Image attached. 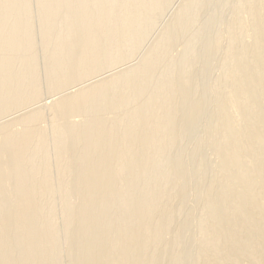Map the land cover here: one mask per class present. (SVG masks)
<instances>
[{
  "label": "bare ground",
  "instance_id": "bare-ground-1",
  "mask_svg": "<svg viewBox=\"0 0 264 264\" xmlns=\"http://www.w3.org/2000/svg\"><path fill=\"white\" fill-rule=\"evenodd\" d=\"M71 1L61 0L59 7ZM38 2L37 18L41 33L35 37L40 36L38 41L41 44L37 45H41L43 51L49 47L51 50L42 58L40 65L42 62L43 65L40 67L35 60L38 51H35L36 38L32 34L18 35L13 39L0 32V107L17 104L22 94L36 87L40 83V71L50 76V88L75 78L80 71H94L101 59H111L114 51L132 42L142 26L146 11L155 8L153 4L143 7L126 19L127 23L122 28L112 30L110 23L120 18L123 10L118 6L120 0H110L108 13L104 14L102 9L90 28L83 30L80 48L77 49L72 31L84 25L101 8L90 6L87 0L81 22L64 25L59 31H54L51 26L59 14L50 11L55 0ZM8 7L3 5L0 8V16ZM191 20L192 17H188L185 22L179 23L173 33L175 36L183 35L184 43L188 36L183 29ZM30 23L23 22L12 31L19 34L24 28L32 27ZM103 26L107 29L97 33V29ZM218 35L219 32L213 40ZM116 39L122 42H110ZM172 39L174 36H169L156 46L161 54L168 52ZM255 43L258 44V41ZM100 46L103 50L99 53L97 49ZM23 48L27 49L24 57L15 59L13 55L18 56ZM76 50L78 53L73 55ZM208 55L205 50L201 57L208 58ZM71 58H76V62L70 68L59 67L58 64ZM181 60L178 66L170 65L156 73L154 68L162 58L155 59L130 70L118 82L117 79H108L56 101L53 105L55 111L66 109V114L72 116L92 111L111 114L109 120H88L70 133L53 137L55 161L47 158L42 167L51 170L53 166L50 163L53 161L56 177L39 172V167L33 170L31 167L33 153L41 145L46 146L47 138L37 145L31 140L35 135L34 127L8 132L1 129L0 264H56L51 245L43 244L39 238L46 233L35 229L34 225L42 218L40 198L43 199L48 190L55 194L62 190L60 178L70 166L74 168L79 182L80 199L75 235L65 255L74 251L81 264H185L188 259L193 260L192 264H264V226L256 218L264 213V158L254 162L251 171H239L234 175L233 180L246 188L241 199L221 181L212 182L209 174L203 175L198 183L203 188L195 195L197 202L206 204L201 214L203 223L196 229L197 254L190 255L187 246L180 241L178 231L173 239L171 256L165 262L161 260L158 245L167 227L180 217L181 222L186 221L185 216L182 217V206L175 209L172 206L173 175H180L186 182V175L199 167L202 161V158L192 154L188 164H173L167 156L173 135L182 137L188 133L192 124L184 126L185 120L203 101L193 102V91L200 85L198 79L194 81L189 77L197 60L195 54L189 53ZM254 63L259 74L245 76L234 86L241 88L247 100L250 89L246 82L251 80L256 85H264L263 57L255 58ZM228 103H231L230 99L214 110L219 124L213 134L222 129L228 130L226 138L215 144L220 166L225 169L240 164L241 150H249L251 143L248 138L259 129L256 113L251 112L253 110L248 111L247 124L242 131L229 125L226 115ZM248 106L247 102L244 108ZM69 140L73 143L65 149ZM180 151L182 149L175 151L177 156H180ZM253 174L262 176V181L255 183ZM65 187L69 188V185ZM216 191H219L218 199L213 198ZM11 194H14L13 201L6 205L7 196ZM69 217L70 212L66 210L60 213L57 221L60 224ZM62 236L60 232L58 240H62ZM31 237L36 240L25 243ZM35 256L44 258L33 262Z\"/></svg>",
  "mask_w": 264,
  "mask_h": 264
},
{
  "label": "rangeland",
  "instance_id": "rangeland-1",
  "mask_svg": "<svg viewBox=\"0 0 264 264\" xmlns=\"http://www.w3.org/2000/svg\"><path fill=\"white\" fill-rule=\"evenodd\" d=\"M27 1L28 3H26ZM38 1L26 0L23 3V0L22 2L21 0H0V8L3 5H9L7 11L0 16V32L3 36L14 39L18 35L32 34L34 38L36 34H40L41 25L37 18L39 16ZM60 1L55 0L51 11L49 10L52 14L56 12L59 14L58 19L51 26L54 31H59V28L64 25L81 22L83 6L87 0H72L69 4L59 7ZM109 1L89 0L90 6L101 9L93 13L84 25L76 27L72 31V35L77 41V49L80 48L79 40L83 30L87 31L90 28L95 17L102 13V9L105 11L104 14L108 13ZM149 4L155 5V8L146 11L142 26L132 42L114 51L111 59H101L97 69L91 72L80 71L76 73L75 78L71 77L54 88L48 86L50 76L44 71H40L38 77L40 83L36 87H31L27 93L22 94L17 104L10 107L1 106L0 141L3 138L2 128L8 132L20 131L29 126L34 127L35 135L31 140L38 145L47 138V144L46 146L41 145L33 153L32 170L39 167V172H47L51 177H56L57 173L53 163L55 161L53 160V137L65 132L70 133L82 127L83 123L88 120L101 121L111 118V114L107 112L95 113L92 111L72 116L66 114V109L55 111L53 105L56 101L108 79H117L118 82L130 70L152 60L162 58V61L154 68V71L158 73L170 65L178 66L185 55L195 54L197 60L189 77L194 81L198 79L200 85L193 91V102L203 101L197 110L185 120L184 126L192 124L188 133L182 137L173 135L167 156L173 164H188L192 154H195L198 159L202 158V161L199 167L186 175V182L180 175H173L175 185L172 190L174 194L172 206L174 209L182 206V217L185 216L186 221L181 222L180 217L173 220L167 227L163 240L160 246L158 245L161 249V260L165 262L174 250L173 239L178 231L181 235L180 241L187 246L190 255L196 256L197 254L199 243L196 229L203 223L201 214L206 209L205 202L195 200V195L203 188L202 185H198L202 176L209 174L210 181H221L231 191L236 192L238 198L241 199L246 188L242 183L233 180L234 175L239 171H251L254 162L264 158V85H256L251 80L246 82L245 85L250 89L249 100L243 96L241 88H234L235 84L243 80L245 76L253 77L259 74L254 63L255 58L263 57L264 61V0H120L118 6L123 10L122 16L110 23V29L122 28L121 26L127 23L126 19ZM31 6L32 8H30ZM30 9L31 11H29ZM77 10L78 12H76ZM188 17H192V20L183 29L184 34L188 36L184 43L183 35L175 36L173 33L175 34L179 23L185 22ZM26 21H31L33 25L30 23V26L32 27L24 28V31L21 30L19 34L12 31ZM106 29L103 26V28L97 29V33ZM217 32L219 35L213 40ZM37 36L36 39L34 38V46H37L34 48L35 51L36 49L38 51L35 54V60L40 65L43 61L42 58L47 56L45 54H48L51 48L43 51L44 48L37 45L41 44L40 40L38 41L40 36ZM169 36H174V39L170 41L168 52L163 55L156 46L166 41ZM255 41H258V44ZM110 42L115 44L121 43L122 40L116 39ZM102 50L103 46H100L97 52L100 53ZM205 50L208 51V58L201 57ZM26 51L27 49L23 48L18 56L17 54L13 56L15 59H20L24 57ZM75 53L78 51H74L73 55ZM0 56H2L1 53ZM7 58L10 57L7 56ZM75 62L76 58H71L58 65L70 68ZM36 92H38V96H36ZM229 99L231 103L227 104L226 109L229 125L242 131L247 124L246 120L250 113L248 111L253 110L251 112L256 113L259 129L248 138L251 143L249 150H241L240 164L225 169L220 166L215 144L226 138L228 130L222 129L217 134H213L214 128L219 124L214 110ZM247 102L249 106L245 109L244 106ZM72 143L73 141L69 140L65 149L69 148ZM177 149H182L180 156L175 153ZM47 158L53 160L50 163L53 166L51 170L46 166L42 167ZM252 179L255 183H260L263 177L253 174ZM60 184L62 190L59 193L55 194L52 190H48L43 199L39 197L42 203L40 210L42 218L35 223L34 228L46 233L39 238L43 244L51 245V252L56 257V264H81L74 251L65 255L75 235L79 212V182L74 175V168L70 166L67 169L60 178ZM66 185H69V188H66ZM13 198L14 194L8 195L6 205H9ZM213 198H219V191L215 192ZM247 206L250 207V205ZM66 210L70 212V217L67 221L63 220L59 224L58 217L61 212ZM256 218L264 226V213L257 215ZM60 232L63 234L62 240H58ZM35 240L34 237L27 238L25 243L30 244ZM43 258V256H35L32 260L40 262ZM192 263L193 260L188 259L185 264Z\"/></svg>",
  "mask_w": 264,
  "mask_h": 264
}]
</instances>
